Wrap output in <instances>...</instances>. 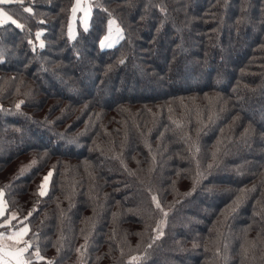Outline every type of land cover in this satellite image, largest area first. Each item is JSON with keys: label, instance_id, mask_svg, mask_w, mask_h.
<instances>
[{"label": "trees", "instance_id": "1", "mask_svg": "<svg viewBox=\"0 0 264 264\" xmlns=\"http://www.w3.org/2000/svg\"><path fill=\"white\" fill-rule=\"evenodd\" d=\"M74 3L0 4V188L39 263L264 264V0H81L87 32Z\"/></svg>", "mask_w": 264, "mask_h": 264}, {"label": "snow or ice", "instance_id": "2", "mask_svg": "<svg viewBox=\"0 0 264 264\" xmlns=\"http://www.w3.org/2000/svg\"><path fill=\"white\" fill-rule=\"evenodd\" d=\"M8 3H17L21 7H23V0H0V4H8ZM98 7H103L102 5H96ZM93 5L91 3L88 4H81V0H76V3L72 5L71 12L72 17H75L77 11H82L84 16L81 18L84 30L87 32L89 29L88 18L91 16V10ZM24 11L31 13L33 9L31 7H24ZM103 11L107 12L108 19H107V31L106 33L100 37L99 39V46L101 49L105 47H112L113 44L117 43L119 40L124 38V30L117 24L116 20L112 16V12L109 11L106 7H103ZM161 11L164 12L165 9L161 7ZM6 21H10L12 24L16 25L17 28H24V25L19 23L16 19L13 18L12 15H9L2 7H0V24H4ZM103 24V20L100 21ZM68 39L71 41L75 39L76 33L73 30V23L72 19L69 20L68 25ZM41 31L36 32V38L40 40ZM29 44H32V41L29 40ZM39 47L43 49L45 47L44 41L40 40ZM33 51H35V45H33ZM4 59L3 51L0 50V61ZM120 63H124V59L121 58ZM2 87V85H0ZM23 103L22 100L17 101L15 107L17 110L20 109L21 104ZM171 111V108L169 109ZM97 117L99 118V113H97ZM170 119L172 117L170 116ZM50 123V122H49ZM173 123L179 128L182 124L181 120H173ZM72 142V141H69ZM196 151H199L196 148ZM45 155H47V151H45ZM215 156V153L213 154ZM36 159H33L28 166H22L21 174L26 170L27 167H31L33 164H36ZM212 165L209 164V167ZM55 165L49 169L46 175L43 176V179L40 182V185L36 189V192L40 197H43L48 194L49 182L53 176V170L55 169ZM151 171V169H149ZM202 173L199 171V162L197 161V172L196 176L193 179V188L195 190L196 183L198 182ZM8 185H5L4 188H0V217H4L2 222H0V227L7 226V231H0V264H32L33 259L36 261H42L46 258L41 255L40 247L38 243V234L32 233L29 235V223L28 217L32 216L33 212L35 211V206L28 212L27 216H23L20 219H17L18 213H9L5 215L7 201L4 199V192L5 188ZM185 193L184 195H190L191 191ZM151 192V189H149ZM152 203L155 205V208L158 209L163 218L157 221L156 227L152 229L155 235L152 237L153 240L158 239L160 236L164 235L163 232V225L166 222V218L168 216V209H165L161 201L158 199L156 194H152L151 196ZM240 200V197L234 201V205L237 204ZM39 201H37L38 203ZM16 220V225H12L11 221ZM87 240V237L85 238ZM6 241H12L13 243L8 244ZM151 245H149L150 247ZM79 252L80 249H77ZM217 253H219V248L216 249ZM139 257L131 256L129 257L130 262L137 261ZM47 264H53L52 260H48Z\"/></svg>", "mask_w": 264, "mask_h": 264}, {"label": "crops", "instance_id": "3", "mask_svg": "<svg viewBox=\"0 0 264 264\" xmlns=\"http://www.w3.org/2000/svg\"><path fill=\"white\" fill-rule=\"evenodd\" d=\"M9 213H16L14 210H12V211H7V207H6V212H5V215H7V214H9ZM4 219V217H0V222H2V220ZM13 221V220H12ZM0 231H4V230H0ZM6 232V231H5ZM6 243H8V244H11V243H13L12 241H6ZM35 260V259H34Z\"/></svg>", "mask_w": 264, "mask_h": 264}, {"label": "rangeland", "instance_id": "4", "mask_svg": "<svg viewBox=\"0 0 264 264\" xmlns=\"http://www.w3.org/2000/svg\"><path fill=\"white\" fill-rule=\"evenodd\" d=\"M83 4V3H82ZM87 4V3H86ZM77 13H79V10L77 11ZM231 43H232V41H231ZM193 44H195V41H193ZM229 49H226V51H228ZM17 213V212H16ZM18 217V216H17ZM32 263L33 264H41V263H39V261H36V260H34L33 259V261H32ZM47 264V263H46Z\"/></svg>", "mask_w": 264, "mask_h": 264}]
</instances>
